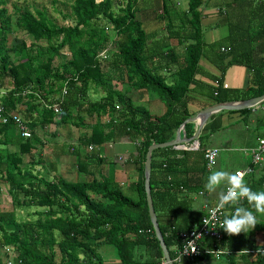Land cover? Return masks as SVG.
Segmentation results:
<instances>
[{"label":"trees","instance_id":"trees-1","mask_svg":"<svg viewBox=\"0 0 264 264\" xmlns=\"http://www.w3.org/2000/svg\"><path fill=\"white\" fill-rule=\"evenodd\" d=\"M62 1L71 3V24L61 27L44 10L15 7V27L35 42L9 45L12 19L8 0H0V91H4L0 101L19 113L32 133L23 139L12 122L0 121V183L8 185L12 206L0 208V247H11L19 264H107L101 252L104 246L114 248L118 264H164L144 189L147 149L153 143L173 140L175 131L190 118L191 86L198 89L199 75L213 82L209 96L213 104L264 94V0H232L223 10L219 8L227 14L228 32L210 44L204 40L202 25L205 0H188L185 9L174 0H161L159 20L164 28L154 33H147L136 19L138 0ZM105 49L107 59L102 62L99 54ZM201 60L212 63L219 75L202 71ZM234 65L248 72L240 89L222 83L225 71ZM90 84L100 93L98 98L89 97ZM119 84L123 91L117 89ZM127 85L132 91L156 94L166 107L164 115L152 118L145 108L135 106L125 97ZM54 103L60 104L58 114L48 108ZM238 112L243 120L252 115L251 109ZM85 116L95 117L91 134L80 138V146H69L66 151L76 157L77 171L91 179L52 177L50 167L35 172L42 163L39 134L51 124L82 128ZM104 116L109 119L103 120ZM258 120L264 122L262 116ZM189 127L185 125L186 136H191ZM220 128L211 122L202 131L212 135ZM117 138L139 141L137 199L87 168L91 162L104 161L93 148ZM203 139L200 136L199 148L192 152L172 147L152 152L151 197L172 261L181 245L180 234L193 229L205 215V209L192 208L190 197L203 189L202 176L207 174ZM81 147H88L87 151ZM191 157H196L200 167L191 170L188 178L178 179ZM247 167L252 169L244 177L247 185L264 191V167L254 166L251 159ZM240 203L251 208L246 200ZM228 206L231 209L223 212L224 218L235 211L234 205ZM30 207L40 208L35 219L17 220V209ZM256 215L258 225L248 233H225L223 244L231 255L216 262L264 264V244L256 243L264 238V214Z\"/></svg>","mask_w":264,"mask_h":264},{"label":"crops","instance_id":"crops-1","mask_svg":"<svg viewBox=\"0 0 264 264\" xmlns=\"http://www.w3.org/2000/svg\"><path fill=\"white\" fill-rule=\"evenodd\" d=\"M188 0H182L181 3L177 5H181V9H185L187 6ZM232 0H205V3L202 7V14L203 20L202 25L204 28V40L207 44L213 43L221 38L226 37L228 29H227V14L220 12L219 8L224 9V5L231 3ZM151 7V9H150ZM160 7H161V0H138V12L136 13V19L141 22L144 30L147 33H154L158 31H162L164 28L163 22L159 20L160 14ZM159 10V11H158ZM227 10V9H225ZM173 45H176L175 41H171ZM180 48V47H178ZM202 71L206 73H211L213 75L218 76V71L215 66L207 60H201L200 62ZM248 72L247 69L243 66L234 65L229 67L223 76V86L230 89H240L243 88L247 82ZM198 81V89L195 86H191L193 92L191 94V100H189L188 104V111L190 117L195 116L200 111L215 105L211 102L210 96V87L213 86V82L205 78L203 75H199L196 77ZM125 89V88H124ZM121 85V91L124 90ZM126 97L130 98V101L135 106H140L145 108L152 118H158L164 115L166 111L165 105L161 102L160 99L156 100L152 98L149 92L145 90H137L132 91L129 89L128 85L126 87ZM259 113V112H258ZM258 113H252L251 117L247 120H243V114L238 111H221L212 115L206 122V124L202 127L198 138L195 141L189 143H183L178 145L177 147H173L176 151H190L192 152L193 149H189L190 145L194 143H199V138L202 136L204 138L202 140V144L206 149L208 148H215L219 150V155L223 149H230L229 145L233 142L236 135L238 137H242V131L245 129H252L255 133V142L253 145L249 146V149L254 147L258 141V139L264 136V132L261 130L264 127V122L258 120L257 115ZM89 117V116H88ZM85 118V117H84ZM87 118V117H86ZM85 118L84 126L82 128L73 127L70 130L69 128H65L64 126H68L67 124H62L59 126H55L51 124L48 128H45L44 133H40V139L42 141L41 153L40 158L42 159V163L40 164L41 170L39 172L47 171L50 167L51 169V176H61L66 180L69 181H83L86 179H91V175H86V173H79L76 169V157L66 151V149L60 148L63 147L64 144L69 146L75 147L76 145L80 146V138L86 135H90V127L93 125L95 117L91 119V123H87ZM88 118V119H89ZM89 122V121H88ZM211 122L220 124L221 128L216 131L212 135H208L209 131H202L204 127ZM190 124L188 130L191 132V136H186L185 127L181 131V137L184 139H188L193 137V135L197 131V124L196 123H187ZM241 125V127H239ZM242 125L243 130H242ZM71 126V125H69ZM250 127V128H249ZM65 128V129H64ZM65 130L69 134L71 131V136L68 134L65 136ZM263 132V133H261ZM224 133H232L234 138L222 139L219 145L216 146H207L205 141L215 138L217 134H224ZM16 134V132H15ZM18 134V132H17ZM16 134V135H17ZM19 135V134H18ZM64 135V136H63ZM176 136V131L174 133V138ZM173 138V139H174ZM251 138V137H250ZM247 137L243 136V141H248ZM12 141H15L12 138ZM248 143H251L250 140ZM182 146H186V149H183ZM10 148H14L10 146ZM87 148L85 151H87ZM139 148V141L132 142L126 138H117L110 142L105 143L101 150H97L99 153L98 156L103 158L102 163L91 162L89 164L88 171L90 174H94L95 177L103 176L106 179L118 184L122 191H126L132 199H137V193L135 192V185L138 180V164H137V154ZM84 149V147H81ZM95 150V147L93 148ZM88 151H90L88 149ZM92 151V150H91ZM249 154L248 149H245ZM250 156V155H248ZM120 158V159H119ZM157 159H160L157 156ZM219 159V156H218ZM250 160V159H249ZM197 162L196 157H191V161L189 162L187 167L182 168L185 170L182 173H179L178 179H185L192 175V171L199 168L200 165ZM250 162H248V165ZM37 167V166H36ZM214 168V167H213ZM39 170V169H38ZM37 170V171H38ZM192 170V171H191ZM211 169H207L210 172ZM241 170V169H240ZM243 170V169H242ZM239 171V170H237ZM236 172V171H235ZM196 178H201L194 174ZM206 175L202 179L204 183L206 182ZM51 178V177H50ZM204 185V184H203ZM203 188V187H202ZM123 191V192H124ZM7 193V192H6ZM125 193V192H124ZM193 193H199L198 195H202L203 199L201 202L196 206L195 211H202L205 209L206 206H211L217 203L218 194L208 193L203 189H199L198 191H194ZM193 199V203L195 201L194 195H190ZM201 197V198H202ZM225 210L231 209L230 206L226 205ZM192 208L194 209L193 205ZM225 212V211H224ZM264 244V238L261 239ZM258 245V242H256ZM262 244V245H263ZM216 264H220L222 262H215Z\"/></svg>","mask_w":264,"mask_h":264},{"label":"rangeland","instance_id":"rangeland-1","mask_svg":"<svg viewBox=\"0 0 264 264\" xmlns=\"http://www.w3.org/2000/svg\"><path fill=\"white\" fill-rule=\"evenodd\" d=\"M175 4L177 5L178 3H181L182 0H174ZM178 2V3H177ZM22 6H27L29 7L31 10H33L34 8H37L39 10H44L46 11L48 17L58 26H65L67 24H71V3L70 2H65L62 0H8L6 8L8 10V14L11 17V23H12V28H13V33L9 35V45L11 44H15V43H20V42H25L26 44H31L34 43V39L32 38L31 35L18 31L17 28L15 27V7H22ZM179 8H181V5L178 6ZM151 9V7H150ZM160 10V9H159ZM158 10V11H159ZM62 57L64 58V60L67 58L66 55L62 54ZM62 58V59H63ZM60 62V60H59ZM56 64L54 66H57V61L55 62ZM8 84V82H6ZM117 89L120 90L121 89V84H119L117 86ZM0 94L3 95L4 91H0ZM89 97H91V99H95L98 98L100 96V93H98L97 89L93 86V84H90V88H89ZM149 94L151 95L152 98H155L156 100H158V96L152 92H149ZM126 97V96H125ZM23 111V110H22ZM257 116H262L264 118V111L259 110L258 114H255ZM87 117V118H86ZM86 121L88 124L91 123V119L88 116H85ZM84 118V121H85ZM89 118V119H88ZM109 119L108 116H104L103 120ZM93 124H95V119ZM65 128H69L70 130H72L71 128H73L72 126H64ZM239 127H241V125H239ZM243 125H242V130H243ZM64 128V129H65ZM250 128V127H249ZM253 129V128H252ZM252 129H245L242 131V137H238L236 135V137L234 138V135L232 133H224V134H217L215 135V138L209 139L207 141H205V144L207 146H216L219 145V143L222 141V139H228V138H234L233 142L229 145L230 149H223L219 155V159H217L215 166L212 167V170H226L229 172H235L237 170H242V169H246L248 166V162H250V156H248L249 154L246 151H243L245 149H249L250 145H253L255 142V133H257V130H255V133L252 131ZM261 130L264 132V127L261 128ZM72 132V131H71ZM67 133V131L65 130V136L68 134L69 136H71L72 133ZM261 132V133H263ZM64 136V135H63ZM243 136L247 137V139L250 140L251 143H248V141H243ZM251 137V138H250ZM103 146V145H102ZM101 146V147H102ZM101 147L95 146V150L97 152V150L99 149L100 151L103 152V150H101ZM60 148L63 149H68L69 147H67L66 144L63 145V147L61 146ZM86 147H84V151H85ZM98 150V151H99ZM37 158V157H35ZM41 165H38L37 167H35L34 171L36 172L38 169V171L41 170L40 168ZM210 171V172H211ZM207 171L206 176H208V174L210 173ZM42 173V172H40ZM8 190V185L4 182L0 183V208L1 209H6V210H10L12 208L11 206V201H10V197L8 196V194L6 193ZM222 189H217V192L214 194H218L219 191H221ZM124 191V190H123ZM125 192V193H124ZM123 193L128 196V197H133L130 196L126 191H124ZM192 195H194V203H193V207L194 209H196V206H198V204L201 202V199H203L202 195H198L199 193H191ZM202 197V198H201ZM37 211H40V208L37 207H30V208H22V209H17V220H33L35 219L34 213H36ZM263 242L261 239L258 240V246H262ZM103 251V255H104V260L107 264H118V259L116 257L114 248L111 246H104L103 250H101V252ZM7 256L3 254L2 251H0V264H3L6 260H7ZM216 261L214 260H210L209 264H216Z\"/></svg>","mask_w":264,"mask_h":264},{"label":"built area","instance_id":"built-area-1","mask_svg":"<svg viewBox=\"0 0 264 264\" xmlns=\"http://www.w3.org/2000/svg\"><path fill=\"white\" fill-rule=\"evenodd\" d=\"M109 28H105L106 32H109ZM99 58L102 62L107 59V49L99 54ZM66 94V91H63ZM1 97V94H0ZM59 103H54L51 107L55 114L59 113ZM252 113H258L259 110L264 111V101L252 108ZM0 121L3 124L12 122L18 131V134L23 139L31 138V131L26 124L25 120L16 111L8 110L3 103L0 101ZM186 149V146H182ZM199 148V143L190 145L189 149L196 150ZM91 150L92 147H89ZM216 151V155L212 160L206 158V153L210 151ZM249 151V150H248ZM251 162L254 166L264 167V137L258 139L257 144L252 147L249 151ZM219 156V150L215 148H208L204 152V159L206 162V168L211 169L215 166ZM120 159V158H119ZM246 175L251 174V167H247L244 170H240ZM217 204V203H216ZM216 204L205 207V215L200 219L199 223L196 224L193 229L188 232L180 234L181 245L176 251V257L173 263L183 264H209L210 260L220 261L224 260L231 255L230 251L224 246L223 240L225 232L220 228V223L224 219L225 208L216 213V219L212 220L211 210L215 209ZM210 218L208 225L203 224L204 218ZM191 241V243H189ZM196 249V252H194ZM0 251L3 252L8 258L3 264H19L17 261V253L8 246L0 247ZM239 256V254H237Z\"/></svg>","mask_w":264,"mask_h":264},{"label":"clouds","instance_id":"clouds-1","mask_svg":"<svg viewBox=\"0 0 264 264\" xmlns=\"http://www.w3.org/2000/svg\"><path fill=\"white\" fill-rule=\"evenodd\" d=\"M216 151L206 153V158L212 160ZM245 173L241 171L229 172L226 170H213L206 177L203 188L208 193H218L215 209L211 210V219H216V213L226 205H234L235 211L226 215L220 223V228L229 236H238L248 233L258 225L256 213L264 214V191H253L245 181ZM246 200L251 208L244 207L240 202ZM210 218H204L203 224L208 225ZM191 243V241L189 242ZM196 252V249H194Z\"/></svg>","mask_w":264,"mask_h":264},{"label":"water","instance_id":"water-1","mask_svg":"<svg viewBox=\"0 0 264 264\" xmlns=\"http://www.w3.org/2000/svg\"><path fill=\"white\" fill-rule=\"evenodd\" d=\"M263 101H264V94L259 97H255L245 101L225 102V103L212 105L200 111L195 116L190 117L186 121H184L176 130V136L173 140L162 144L153 143L148 147L144 162V189L146 194V202L148 207L149 218L154 230L155 237L158 240L160 248L162 250L164 264H174V263L171 260L169 251L164 243V239L157 222V216L154 211L152 197H151L150 175H151L152 152L156 149H163L170 147L173 148L183 143H189L195 141L198 138V135L202 127L206 124L207 120L216 113H219L221 111H241L244 109H249L262 103ZM187 123H196L197 131L193 135V137L184 139L183 137H181V131L183 130V128Z\"/></svg>","mask_w":264,"mask_h":264}]
</instances>
